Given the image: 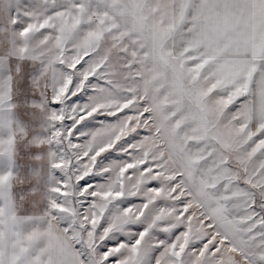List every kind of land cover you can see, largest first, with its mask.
<instances>
[{
    "label": "snow or ice",
    "instance_id": "snow-or-ice-1",
    "mask_svg": "<svg viewBox=\"0 0 264 264\" xmlns=\"http://www.w3.org/2000/svg\"><path fill=\"white\" fill-rule=\"evenodd\" d=\"M0 264H264V0H0Z\"/></svg>",
    "mask_w": 264,
    "mask_h": 264
}]
</instances>
